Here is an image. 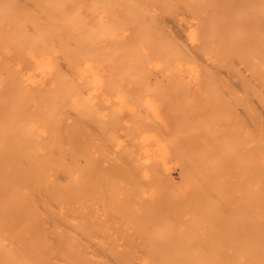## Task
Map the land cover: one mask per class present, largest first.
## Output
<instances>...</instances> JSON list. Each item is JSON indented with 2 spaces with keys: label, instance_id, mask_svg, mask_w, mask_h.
Instances as JSON below:
<instances>
[{
  "label": "bare ground",
  "instance_id": "1",
  "mask_svg": "<svg viewBox=\"0 0 264 264\" xmlns=\"http://www.w3.org/2000/svg\"><path fill=\"white\" fill-rule=\"evenodd\" d=\"M0 264H264V0H0Z\"/></svg>",
  "mask_w": 264,
  "mask_h": 264
},
{
  "label": "rangeland",
  "instance_id": "2",
  "mask_svg": "<svg viewBox=\"0 0 264 264\" xmlns=\"http://www.w3.org/2000/svg\"><path fill=\"white\" fill-rule=\"evenodd\" d=\"M166 105H168L167 102H165V105H164L163 103H161V107L163 108V110H164V108H165ZM162 108H161V109H162ZM163 114H164V113H163ZM191 118H192V117H191ZM191 118H190V117H186V119L184 118L183 122H184L185 124H187L188 122L191 123V120H190ZM167 120H168V117H166V123H167L168 121H169V123H171L170 120H172V119H171V117H170V119H169L168 121H167ZM130 124H132V122H130ZM167 124H168V123H167ZM171 124H172V123H171ZM124 130H125V129H124ZM123 132H124V131H123ZM230 141H231V142H234L235 145L232 144L231 142H229V145L237 146V143H238L237 138L232 137V139H231ZM175 167H176V165H173V168H174V169H173L172 166H171L172 174H174V175H173L174 177L177 176V175L175 174V173L177 172V170L175 169ZM176 168H177V167H176ZM175 170H176V171H175ZM173 172H174V173H173Z\"/></svg>",
  "mask_w": 264,
  "mask_h": 264
}]
</instances>
